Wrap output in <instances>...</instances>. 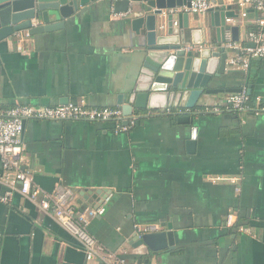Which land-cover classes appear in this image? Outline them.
I'll return each mask as SVG.
<instances>
[{
    "label": "crops",
    "instance_id": "crops-1",
    "mask_svg": "<svg viewBox=\"0 0 264 264\" xmlns=\"http://www.w3.org/2000/svg\"><path fill=\"white\" fill-rule=\"evenodd\" d=\"M239 1L222 5L239 16L226 23L238 26L232 43L240 47L254 16L242 17ZM114 14L104 3H90L61 30L22 41L20 50L1 41L0 107L84 100L93 108H120L119 98L126 104L143 55L131 25ZM208 25L209 13L189 15V26H205L214 41ZM212 87L246 89L251 108L264 106V61L251 60L247 72L225 68ZM227 95L204 96L189 123L135 110L139 119L126 133L110 122L29 120L21 134L25 170L34 187L78 210L107 199L104 215L87 229L126 264H264V112L235 113L226 107ZM209 178L236 179L240 192ZM87 193L94 198L85 200ZM228 213L237 215L233 228L225 226ZM146 225L170 226L173 248L154 253L138 246L137 227ZM0 264L110 261H88L51 211L13 193L9 203L0 201Z\"/></svg>",
    "mask_w": 264,
    "mask_h": 264
},
{
    "label": "water",
    "instance_id": "water-1",
    "mask_svg": "<svg viewBox=\"0 0 264 264\" xmlns=\"http://www.w3.org/2000/svg\"><path fill=\"white\" fill-rule=\"evenodd\" d=\"M192 0H0V42L13 41L12 36L27 30L30 37L56 32L65 20L90 3L101 2L115 14H125L131 25L142 64L127 103L118 99L125 118L134 111L176 117L177 123H189L204 96L237 94L242 89L220 90L212 87L225 73L227 50L222 47L225 34L236 42L238 26L226 20L238 19L230 6L209 11L210 25L216 39L210 41L206 27L191 28L189 14L176 12L189 7ZM35 22V23H34ZM37 24V25H34ZM248 95L250 91L247 90ZM127 121L124 122L126 124ZM24 127V123H23ZM87 193L84 197H92ZM90 202V201H89ZM170 226L137 236L138 246L157 253L174 246Z\"/></svg>",
    "mask_w": 264,
    "mask_h": 264
},
{
    "label": "built area",
    "instance_id": "built-area-1",
    "mask_svg": "<svg viewBox=\"0 0 264 264\" xmlns=\"http://www.w3.org/2000/svg\"><path fill=\"white\" fill-rule=\"evenodd\" d=\"M242 17L248 14L254 16V27L247 33L246 44L237 46L225 35L222 47L229 54L225 65L227 69L247 72L253 59L264 61V0H240ZM221 7L214 0H192L189 7H181L176 12L188 13L189 15H206L209 11ZM115 17L124 18L125 14H114ZM229 22V20H226ZM37 25V24H34ZM27 30L13 34L12 39L20 43L29 39ZM249 95L246 89L240 93L228 94L225 99L227 109L243 113L253 112L259 114L264 112V106L258 105L251 108ZM259 104V99H257ZM217 109L215 110V112ZM139 116L132 115L125 118L119 107L115 108H93L89 107L84 100L77 103H68L56 107H35L29 105H13L0 107V161L2 173L0 185L5 192L0 196L2 203H9L13 193H18L23 198L37 205L43 212H52L60 227L80 242L88 261H110V264H126L122 259L110 254L89 232V222L103 216L106 211L107 199L93 208L78 210L73 206L63 204L62 196L48 195L32 185L31 177L25 170V146L21 139L23 123L29 120L37 121H86V122H112L115 132L126 133L130 131L138 121ZM127 121L126 124L124 122ZM211 182L225 181L235 185V192H240L238 180L209 178ZM237 215L228 213L225 218V226L233 228ZM239 232H246L245 227L237 226ZM158 227L146 225L137 227V232L142 235L157 232Z\"/></svg>",
    "mask_w": 264,
    "mask_h": 264
},
{
    "label": "trees",
    "instance_id": "trees-1",
    "mask_svg": "<svg viewBox=\"0 0 264 264\" xmlns=\"http://www.w3.org/2000/svg\"><path fill=\"white\" fill-rule=\"evenodd\" d=\"M249 99H250V97H249ZM249 105L251 106L252 104H251V102L249 101ZM199 109V108H198ZM198 109H195L194 111H196V110H198ZM236 113V112H235ZM171 117H174V116H171ZM110 123H112V122H110ZM112 125H113V123H112Z\"/></svg>",
    "mask_w": 264,
    "mask_h": 264
}]
</instances>
